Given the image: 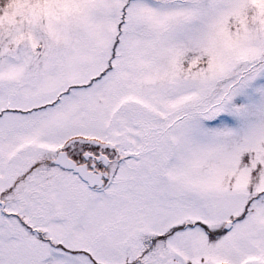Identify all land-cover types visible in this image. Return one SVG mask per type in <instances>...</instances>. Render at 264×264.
<instances>
[{
  "label": "snow or ice",
  "instance_id": "snow-or-ice-1",
  "mask_svg": "<svg viewBox=\"0 0 264 264\" xmlns=\"http://www.w3.org/2000/svg\"><path fill=\"white\" fill-rule=\"evenodd\" d=\"M0 264H264V0H0Z\"/></svg>",
  "mask_w": 264,
  "mask_h": 264
}]
</instances>
